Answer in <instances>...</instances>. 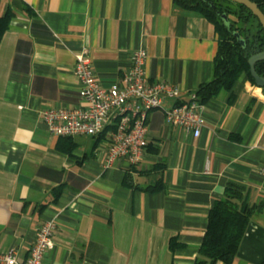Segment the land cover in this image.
<instances>
[{"label": "crops", "instance_id": "1", "mask_svg": "<svg viewBox=\"0 0 264 264\" xmlns=\"http://www.w3.org/2000/svg\"><path fill=\"white\" fill-rule=\"evenodd\" d=\"M9 9L0 43V250L25 262L37 231L55 220L44 264H194L210 210L236 184L262 210L231 264H264V87L247 74L205 104L199 138L152 111L135 165L121 158L104 168L114 126L71 137L67 153L42 118L50 107L85 105L75 75L82 52L109 88L144 50L147 81L174 84L189 99L213 79L214 24L175 0H1L0 16ZM161 177L162 191L143 190Z\"/></svg>", "mask_w": 264, "mask_h": 264}, {"label": "built area", "instance_id": "2", "mask_svg": "<svg viewBox=\"0 0 264 264\" xmlns=\"http://www.w3.org/2000/svg\"><path fill=\"white\" fill-rule=\"evenodd\" d=\"M146 61V51H135L130 70L119 82L105 88L97 80L87 52L78 54L75 75L79 79V95L85 105L45 109L42 118L50 132L61 137H95L114 126V130L107 134L109 151L104 166L107 170L113 168L121 158L132 165L142 161L149 146V115L154 110L163 109L169 124L199 138L205 124V104L199 100L196 92L183 100L181 90L176 85L168 82L149 83L145 73ZM166 99L174 100L171 109L163 108ZM261 172L264 175V165ZM55 228V220H48L40 227L25 262H21L16 250L11 249L6 252L0 250V264H44L45 255L55 245Z\"/></svg>", "mask_w": 264, "mask_h": 264}, {"label": "trees", "instance_id": "3", "mask_svg": "<svg viewBox=\"0 0 264 264\" xmlns=\"http://www.w3.org/2000/svg\"><path fill=\"white\" fill-rule=\"evenodd\" d=\"M250 1L256 3L264 13V0ZM175 3L183 9L203 15L214 24L218 35L219 47L214 61L213 79L200 85L196 91L203 104L217 97L223 90L231 91L243 74H247L256 83L251 74L249 59L264 52V28L251 10L231 0H175ZM12 17L10 9L0 16V43ZM256 70L264 77V61L256 64ZM75 147L71 137H61L60 149L71 153ZM161 169L162 166H156L153 170ZM164 188L161 177L156 184L143 190L159 192ZM57 192L59 194L61 190ZM261 210L262 205L251 203L242 187L229 185L225 196L217 200L210 210L200 255L194 264L233 263L252 218Z\"/></svg>", "mask_w": 264, "mask_h": 264}, {"label": "water", "instance_id": "4", "mask_svg": "<svg viewBox=\"0 0 264 264\" xmlns=\"http://www.w3.org/2000/svg\"><path fill=\"white\" fill-rule=\"evenodd\" d=\"M234 3L240 4V5H244L246 6L249 10H251L253 12V14L259 19V21L261 22L263 28H264V13L261 11V9L259 8V6L250 1V0H231ZM244 43V42H242ZM260 61H264V52L261 53H257L255 55H253L250 59H249V64L251 66V74L253 76V78L256 81V84L260 87H264V77L261 76L257 70H256V64Z\"/></svg>", "mask_w": 264, "mask_h": 264}]
</instances>
